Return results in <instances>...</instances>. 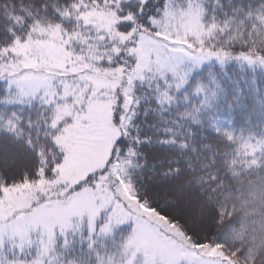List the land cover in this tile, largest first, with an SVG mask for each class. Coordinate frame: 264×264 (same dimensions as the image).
I'll list each match as a JSON object with an SVG mask.
<instances>
[{"label": "snow or ice", "instance_id": "1", "mask_svg": "<svg viewBox=\"0 0 264 264\" xmlns=\"http://www.w3.org/2000/svg\"><path fill=\"white\" fill-rule=\"evenodd\" d=\"M0 264H264V0H0Z\"/></svg>", "mask_w": 264, "mask_h": 264}]
</instances>
